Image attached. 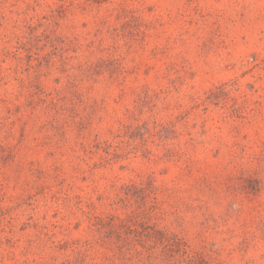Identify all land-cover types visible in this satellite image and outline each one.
I'll use <instances>...</instances> for the list:
<instances>
[{
  "label": "rangeland",
  "instance_id": "1",
  "mask_svg": "<svg viewBox=\"0 0 264 264\" xmlns=\"http://www.w3.org/2000/svg\"><path fill=\"white\" fill-rule=\"evenodd\" d=\"M0 264H264V0H0Z\"/></svg>",
  "mask_w": 264,
  "mask_h": 264
}]
</instances>
